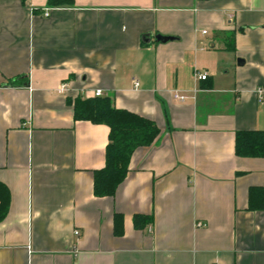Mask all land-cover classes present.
I'll use <instances>...</instances> for the list:
<instances>
[{
    "label": "crops",
    "instance_id": "crops-1",
    "mask_svg": "<svg viewBox=\"0 0 264 264\" xmlns=\"http://www.w3.org/2000/svg\"><path fill=\"white\" fill-rule=\"evenodd\" d=\"M98 89L159 129L112 197L108 127L68 102ZM239 130H264V0H0V264H264V157Z\"/></svg>",
    "mask_w": 264,
    "mask_h": 264
},
{
    "label": "trees",
    "instance_id": "trees-1",
    "mask_svg": "<svg viewBox=\"0 0 264 264\" xmlns=\"http://www.w3.org/2000/svg\"><path fill=\"white\" fill-rule=\"evenodd\" d=\"M26 0H21L24 3ZM73 0H48L50 6L71 5ZM72 104L75 120H87L108 127V143L104 166L94 171L93 193L95 196L112 197L128 172L132 153L138 147L149 146L159 133L154 121L139 114L117 109L108 96H80L68 101ZM235 154L239 157H264V130H239L235 133ZM10 192L0 181V221L6 216ZM248 209L264 210V188L250 187ZM116 221L121 216L116 214ZM152 216L136 214L133 224L141 228L151 222ZM120 231L117 230V233Z\"/></svg>",
    "mask_w": 264,
    "mask_h": 264
},
{
    "label": "built area",
    "instance_id": "built-area-1",
    "mask_svg": "<svg viewBox=\"0 0 264 264\" xmlns=\"http://www.w3.org/2000/svg\"><path fill=\"white\" fill-rule=\"evenodd\" d=\"M42 14L44 16H48L49 14V9L48 8H45V9H42ZM203 33H205V31H203ZM194 77L196 78V80H206L207 77H208V73L205 72V71H202V72H199V71H196L194 73ZM134 86L137 87L138 86V82L137 81H134ZM58 92L61 93V94H67L69 92V86H68V82L67 81H63L59 88H58ZM257 94H258V98L261 99L262 98V94H263V91L261 89L257 90ZM94 96H101L102 95V92L101 90H95L94 93H93ZM175 97L178 98L179 100H183L185 98V96L183 95H178V94H175ZM75 235H79V232L78 230H76L75 232Z\"/></svg>",
    "mask_w": 264,
    "mask_h": 264
},
{
    "label": "water",
    "instance_id": "water-1",
    "mask_svg": "<svg viewBox=\"0 0 264 264\" xmlns=\"http://www.w3.org/2000/svg\"><path fill=\"white\" fill-rule=\"evenodd\" d=\"M155 39L157 41L165 42L167 40L173 39V37H171V36H163V35L157 34V35H155ZM145 41L148 42L149 40H145Z\"/></svg>",
    "mask_w": 264,
    "mask_h": 264
}]
</instances>
